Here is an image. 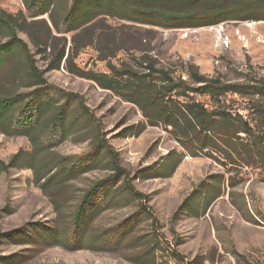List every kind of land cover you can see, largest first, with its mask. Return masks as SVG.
Listing matches in <instances>:
<instances>
[{
	"label": "rangeland",
	"instance_id": "374dc122",
	"mask_svg": "<svg viewBox=\"0 0 264 264\" xmlns=\"http://www.w3.org/2000/svg\"><path fill=\"white\" fill-rule=\"evenodd\" d=\"M66 1L59 0L56 12ZM26 2L0 0V13L16 22L54 102L76 115L77 100L61 93L75 94L92 117L77 119L65 137L44 135L50 145L44 160L57 174L48 183V176L39 183L22 161L33 150L29 139L0 131V161L7 165L0 173V264H264L263 159L230 158L221 138L208 147L186 145L169 127L150 125L136 105L73 72L111 74V66L141 72L151 62L187 81L191 67L229 81L264 77V20L163 28L107 16L89 24L86 33L96 39L88 44L90 38L79 33L55 31L48 15L32 17ZM6 40L0 35V42ZM0 87L27 91L8 74ZM247 105L237 95L224 100L243 116ZM102 142L116 152L126 179L114 177L108 155L95 148ZM92 151L99 163L91 165ZM72 164L79 168L70 174L61 168ZM101 180L111 187L87 219L84 242L70 246L50 239V230H65L86 190ZM127 183L142 196L128 194ZM95 235L99 242H87Z\"/></svg>",
	"mask_w": 264,
	"mask_h": 264
},
{
	"label": "trees",
	"instance_id": "16d2710c",
	"mask_svg": "<svg viewBox=\"0 0 264 264\" xmlns=\"http://www.w3.org/2000/svg\"><path fill=\"white\" fill-rule=\"evenodd\" d=\"M58 2L27 0L26 7L32 17L48 15L55 31L75 32L90 38L88 44L96 39L94 35L86 33L89 24L107 16L163 28L209 26L224 20H264V0H68L59 13L55 10ZM15 26L16 22L10 16L0 13V35L7 37L6 41L0 42V82L8 74L27 91L12 93L0 87V131L29 139L33 150L25 153L22 161L33 168V175L39 183L47 176L48 183L57 174L51 173L55 166L50 160H44V155L50 152V145L43 141L44 135L60 132L65 137L77 119L89 120L92 114L75 94L61 93L67 100H77L76 115L66 105L54 102V98L45 91L48 85L43 71L36 66L25 41L17 36ZM64 55L63 50L58 56V63ZM144 69L146 72L131 68L118 70L111 66V74H99L74 67L73 72L96 81L103 88L136 105L150 125L169 127L174 136L186 145L194 148V144L199 142L208 147L215 143V138H221L230 158L245 159L247 163L250 159L264 161V77L229 81L219 75L206 76L191 67L187 81L176 78L166 69L156 68L151 62ZM193 95L206 97L210 104L197 100ZM232 95L248 100L245 108L247 116L233 113L224 106L225 98ZM97 147L104 149L108 155L111 167L116 172L114 177L126 179L127 173L120 166L116 152L103 142ZM87 158L91 165L99 163L97 151L89 152ZM15 162L16 156L11 164ZM63 167L67 174L79 168L73 164ZM5 169L7 165L0 161V173ZM109 186L107 180H101L86 190L66 229L50 230V239L66 242L70 246L83 243L87 219L97 209L99 195L107 194ZM124 190L130 195L142 196L129 183ZM143 210L147 212L146 215H152L149 209ZM7 236L10 238L13 235ZM100 238V235L89 236L87 242L97 243ZM173 254L178 260V253Z\"/></svg>",
	"mask_w": 264,
	"mask_h": 264
}]
</instances>
